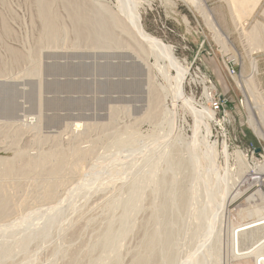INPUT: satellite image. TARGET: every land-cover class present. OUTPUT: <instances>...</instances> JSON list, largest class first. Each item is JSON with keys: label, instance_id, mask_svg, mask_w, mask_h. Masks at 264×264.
Listing matches in <instances>:
<instances>
[{"label": "rangeland", "instance_id": "374dc122", "mask_svg": "<svg viewBox=\"0 0 264 264\" xmlns=\"http://www.w3.org/2000/svg\"><path fill=\"white\" fill-rule=\"evenodd\" d=\"M134 1L139 4L144 30L171 45L174 55L187 67L183 90L194 99L196 107L210 108L211 97L221 96L225 100V121L224 112L215 113V120L210 122L209 143L216 142L220 152L222 143H227L233 173L238 167L237 151L247 168L261 166L264 139L248 124L246 96L237 81L240 75L250 74V56L256 59L259 74L252 81L256 92L263 94L256 102L264 105V50L251 52L253 47L264 46V37L259 32L249 41L243 35V27L247 31L255 22L264 25V0H195L202 5L207 19L186 0ZM36 2L0 0V170L7 159L17 162L20 153L40 159L64 151L69 161L72 151L80 148L76 151L85 152L91 148V155L82 174L85 176H71L64 170L63 185L67 188L60 186L58 190L64 195L61 197L58 191V197L51 204L40 198L37 178L43 175L14 180L0 176V186L7 184L8 188L3 187L13 202L19 199L28 202L26 209L22 207L17 213L10 210L11 214L0 220V264H131L143 253L148 236L162 228L175 232L171 242L172 264H183L206 220L207 213L202 206L206 204L204 199L207 200L200 177L202 167L194 164L192 157L193 153L203 155L205 148L194 142L198 135H193L192 113L182 105L183 100H173L171 76L176 72L165 73L162 67L166 63L154 55L139 56L129 41V45L117 43L127 41L123 34L118 37L119 31L115 30L109 39L101 38L100 42L104 43L98 46L79 39L64 0H53L51 8L58 14L59 30L54 42L48 43ZM85 2L90 11H99L96 15H105V18H109L108 9L118 10L117 0ZM235 5L236 12L232 9ZM10 49H16L23 57L19 63L12 60ZM204 84L209 97L204 95ZM154 96H159L157 106ZM166 107L173 111L175 118L168 136L164 134L168 129L167 117L163 114ZM179 131L184 139L178 144V152L169 153L174 150L170 146L166 152L161 148L149 155L150 149L169 142ZM190 143L193 148H189ZM216 157L215 165L224 169L226 163L221 153ZM77 177L81 181L74 182ZM262 177L259 183L250 181L224 208L225 214H234L224 216L220 224V264H240L245 259L255 264L257 258L264 259L259 253L264 243L256 245L255 233L250 227L252 219L264 222ZM241 178L231 190L241 184ZM14 181L19 182L16 185ZM89 181L91 185L87 184ZM19 183L24 186H19L21 190ZM82 184L86 191L78 190ZM179 197L183 198L181 208L177 205ZM171 203L176 206L170 208ZM161 206L165 207L163 215L159 214ZM45 209L50 213L48 216L44 214ZM247 211H252L254 217L242 218ZM29 214L34 218L21 223ZM233 225L238 228L236 232L228 228ZM233 234L238 235L237 242L232 243L229 239ZM247 245L251 247H248L249 253Z\"/></svg>", "mask_w": 264, "mask_h": 264}, {"label": "bare ground", "instance_id": "6f19581e", "mask_svg": "<svg viewBox=\"0 0 264 264\" xmlns=\"http://www.w3.org/2000/svg\"><path fill=\"white\" fill-rule=\"evenodd\" d=\"M186 1L189 4H191L198 12H201L202 15L207 19V14L205 12H203L202 5L199 2H197L195 0H186ZM35 2L37 4L36 6H38V9H39V11H38V15L39 16L38 17L40 18V20H42V23H43L42 26L44 28V32H43L44 33L43 34L44 38L46 39V41L48 43H53L54 39L57 38V36H56L57 34L56 33L59 30L58 29L59 28V26H58V21H59L58 19L59 18H57L58 14L56 15V13L54 12L55 10L54 9H53L54 11L52 10V8H53V6H52L53 0H35ZM82 2H80L79 0H64L65 7H66V9H68L69 13L71 14V18H72L71 21H73L74 33H76V36H78L79 39L81 38V39L88 40L92 44L98 46L99 43L100 44L104 43V42L103 43L100 42L101 38H103V39L108 38L109 39L110 36H113V34H115L114 33L115 30L119 31L120 35H119V33H116L118 35V37H120L123 34V35H125L124 36L125 38L127 37V41L120 40V38H119L120 41L117 42V43H119L120 45L121 44L122 45H129L128 44V41H129L132 44L131 49H133L132 47L136 48L138 52L137 51H135V52L138 53L139 56H143L144 57V55H146V56L154 55L156 59L164 61L166 63V65L164 67H162V70L165 73H168L169 70H172V71L174 70L176 72L173 77L171 76V80L174 82L173 83L174 85H173V88H172L173 89V98H174L173 100H175V101L177 99L183 100L182 105H184L185 108L189 109V111L192 113V116L194 117L193 135L200 136L199 132L200 131L201 132L204 131V133L202 132V136L200 138H198V136H197L196 140L193 139L194 142H196L197 144L201 143L202 145H204L205 150L202 153L203 155H199V154H194L193 153L192 157H193L194 164L199 163V164H197V166L202 167L201 171L198 169V167H197V169L201 172L200 173V175H201L200 177H201V181L202 182L201 181L200 182L205 185V190L206 191L204 192V194H206V196H204V197H206V200H207V201H205V199H204V202H206V204L204 203L203 206H202V210H206V213H207V215L205 216L206 220L204 222V225L201 227V232L198 233L199 235L197 236V238L193 242L191 250L188 252L186 260L183 262V264H220L221 263L220 262V254H219L220 251H221V244H220L221 243V238H220V234H221L220 233V228H221V226H220V224L222 223V219H223L224 216L228 215V216H226L228 218V217L232 216V214H234V213H232L230 215L229 212L228 213L226 212V214H225L224 213V211L226 209L225 207L227 206V204H229L231 201H233V199L240 193V190L242 188H245L246 185L251 184L250 181H255V182L259 183V181H261L263 179L262 176H264V163L261 166H258V167H248L247 168L244 165V163H243L244 160L242 159V154H240L239 151H237L235 153V155H236L235 159L238 161L237 162L238 163V167H237V170L235 171V173L232 172L233 169L231 171V169H230L231 167H229V160H230V156L231 155L229 153V149H228L227 143L226 142L222 143V145H221V148H222L221 150L222 151L220 152L218 150V146H217L216 142L209 143V141H208V136H210V131H211L210 122L212 120H215V112L213 110H211L210 108L205 107V106H202L201 108L200 107L197 108L194 99L192 97H189V96L185 95L184 90H183V83H184L186 75H187V71H188L187 67L184 66L177 59V57L174 55V52H173V49H172L171 45L163 43L160 39L150 35L148 32H146L144 30V28H143V26L141 24V17H140V13H139V10H138V5L139 4L137 2H135L134 0H117V2H116V3H118L117 12H113L114 10L110 11L108 8H106V10L108 9V13L110 14L109 15L107 13L109 15V18H105L104 17L105 15L104 16H99L98 15V14H100L99 11H97L99 13L96 15L97 12L94 13L93 11H90L91 9L89 10V7H88L89 5L87 6L86 2L84 3V0H82ZM236 2H237V0H236ZM235 6L236 7L232 6V9H233V11L235 10V12H236L237 5H235ZM248 6L249 5H247L246 8ZM244 11H245V9H244ZM248 12L249 11H247V13ZM120 14L122 16H120ZM108 15H106V16H108ZM263 15H264V9H263ZM5 31H7V30H5ZM5 31H4V33H5ZM243 31H244L243 35L245 37H247L248 40L249 39L251 40L252 38L257 37L259 32H260L261 35L263 34L262 36L264 37V25H262L261 23H258V22H255V24L252 25V28L250 30L245 31L244 27H243ZM59 34H61V33H59ZM121 39H123V38H121ZM256 43H257V41H256ZM254 45H256V44H254ZM257 46H258V44H257ZM136 49H133V51L136 50ZM258 49H263L264 50V46L253 47L251 49V52L253 50L257 51ZM9 53H10V56H11L12 60L15 63H19L21 61L20 58H23L18 53H16V49L15 50L14 49H10ZM0 70H1V68H0ZM258 74H259L258 63L256 62V59H254L253 57L250 56V74H248L247 76L246 75H244V76L240 75L239 81H237V84H238L239 88L241 89V91L246 96V107H247V112H248V124L252 128V130L255 132V134H257L259 137L264 139V130H263V126H262V122L264 121V105L258 104L256 102V99L258 101V99L260 98L259 96H262L263 94L260 93L261 91L258 92V90L256 92V88L254 87L255 85H254V83L252 81V78L255 79L256 75H258ZM168 78H166V80ZM201 81L204 83V80H201ZM204 95H205V97H209L208 96L209 95L208 94V89H207V86L205 84H204ZM158 97L159 96H154V98L152 97L155 105H156V103L158 104ZM172 112L173 111H171V109L169 107H168V109L166 107L163 110L164 116L167 117L166 118L167 123L166 122L165 123L168 125V129H167L168 131L166 130L167 132L166 131L164 132L165 136L166 135L168 136V134L170 135L171 134L170 132L172 131L171 130L172 129V124H173V120L175 119L173 117L174 114ZM164 120H165V118H164ZM263 125H264V123H263ZM78 127L79 126L76 125L75 129H78ZM162 131H164V130H162ZM176 131H178V130H176ZM179 133L175 134V135L173 134L175 137H171L169 142L164 143V144H160L161 146L157 145V147H155L153 150L149 148L150 149L149 155L152 152H154V151H156L158 149H161V148H164V149H162L163 150L162 152H166V150L170 146H173L174 150L172 152H169V153L175 154L176 152H178L179 151L178 144H180L182 142L181 140L184 139L182 137L180 131H179ZM161 137H159V138H161ZM11 142H13V141H11ZM145 144H143V146ZM190 147L193 148L191 143L189 145V148ZM79 149H76V150H79ZM76 150H74V151L71 150L73 153L71 152L70 153L71 155L69 154L70 155L69 156L70 157L69 161L67 159L66 154H64V151H61L59 153L55 152L54 156H50V155H48V153H45L48 156H45V157L40 158V159L38 157L35 158L34 156H33V158H32V156L30 158L29 157V155H30L29 153H28L29 155H27L28 157L27 156L24 157L23 156L24 154L22 155L19 152L22 156L20 157V154H19V156H18L19 158H18L17 162H14L16 159L13 161L12 160L13 158L12 159L10 158L11 160L7 159V163L4 164L5 167H3V170H0V176L2 178H4V177H12L13 180H14V178H19L20 179L22 176L23 177L24 176H29V177L33 176V177L36 178V176L39 177V175L40 176L43 175L44 177L43 176H42V178L40 177L43 180V182L41 181L40 178H39L40 180L37 178V180L40 183V184H38L39 185V190H41L40 198L42 200H44V202L47 201L48 204H49L51 201L54 202L55 198L58 197L57 196V192L59 191L58 189L60 188V186H62V188H63V186H65V185H63L64 184V182H63L64 170H66L67 171L66 173L70 174L71 176L72 175L73 176L79 175V177L83 174V171L86 170V168H87L86 162H88L87 158L90 157L89 154L91 152L90 151L91 148H90V150H87L85 152L76 151ZM141 150H142V148H141ZM158 151H160V150H158ZM195 151H196V149H195ZM21 152H22V150H21ZM219 153H221V155L223 156L224 161L226 163V167L224 169H222L223 171L220 170V167H222V166H219V168H218L217 165H215V158H217L216 156L219 155ZM146 155H148V154H146ZM0 160H1V158H0ZM203 161H205L204 164H201ZM200 164H201V166H200ZM129 165L130 164H128V166ZM218 165H219V163H218ZM91 166H93V165H91ZM93 167L92 168L90 167L89 169H94ZM118 173H121V172H118ZM82 176H85V175H82ZM240 176H242V178ZM73 178H76V177H73ZM89 178L90 177H88V179ZM239 178H241L240 179L241 184H238L239 186H237L236 189L231 190V188L233 187L234 183L236 181H239ZM31 179H33V178H31ZM31 179H30V181H32ZM79 179L80 180H78V177H77L78 181L76 180L74 182H79V181H81L82 178H79ZM96 179H99V178H96ZM28 180L29 179H27V181ZM73 180H75V179H73ZM73 180H72V182H71V180L69 182L74 183ZM91 181H89L87 184H89ZM14 182H16V185H17V182H19V181H14ZM20 182L24 183L25 181H20ZM65 182H66V180H65ZM7 183H9V182H7ZM82 183H83V181H82ZM22 184L18 185V187L19 186L20 187L23 186L25 183L23 185ZM68 184H70V183H68ZM66 185H67V183H66ZM89 185H91V183ZM3 186H5V184ZM3 186H0V220H1V222H2L3 219L6 218V215H9L8 213L11 214L10 210L16 211V213H17V211L20 210V208H22V207L24 208L26 206V204L28 203V202H26L27 201L26 199H19L18 201L16 200V201L13 202L12 201L13 199H11L12 197H10V195H9L10 193L8 194L7 193V189H5V187L8 188L7 184H6L5 187H3ZM35 186H36V190H37V185H35ZM84 186H85V184H82L81 186H79L78 190L80 191L81 189L84 188ZM87 186L88 185H86V187ZM20 187H19V189H20ZM65 187L67 188V186H65ZM23 188H24V186H23ZM60 190H61V188H60ZM83 190L86 191V189H83ZM242 190H245V189H242ZM79 191H78V193H79ZM61 192H63V191H61ZM70 193H72V192L69 191V194ZM73 193H74V190H73ZM11 194H13L12 196L15 195L14 193H11ZM58 194L59 195L61 194L60 191H59ZM62 195H64V194H61V197H62ZM70 195H69V197H70ZM259 196L263 198L262 194H259ZM30 197H29V199H30ZM71 197H70V199H71ZM75 197H77V195ZM180 197H181V195H180ZM180 199L181 200L177 201V202H180V203H177V205L181 208L182 207L181 204L183 203V201H182L183 198H180ZM56 200H58V199H56ZM72 201H73V199H72ZM48 204H46V205H48ZM208 205L211 206V207H208ZM174 206H176V205H174L172 203L169 205L170 208H172ZM161 207L163 208V206H161ZM24 209H26V208H24ZM47 209L49 210V207ZM53 210H55L54 207H53ZM57 210L58 209H56V211ZM31 211L32 210L30 209L29 212H31ZM44 211H46V209ZM18 212H20V211H18ZM55 212H53V215H54ZM155 212H156V210H155ZM33 213H31V216H32ZM43 213L44 212L42 211V214ZM47 213H48V211H46V213H44V214L46 215ZM58 213H60V212H58ZM156 213L158 214L159 212H156ZM163 213H165V207L162 209V211L160 210L159 214L163 215ZM37 214H39V213H37ZM42 214H39L38 216H40ZM49 214H47V216ZM233 216H235V215H233ZM248 216H250V217L253 216L254 217V213L252 211H247L246 214H244L242 218L248 217ZM30 218L31 217H30V214H29V218L25 217V219H27V220H25V221L22 220L21 223L28 222V220ZM33 218H31V220ZM227 218H226V221H227ZM169 219L170 218L167 219V222H169L168 221ZM36 221H37V219H36ZM239 221H240V218H239ZM3 222H5V221H3ZM170 223H172V221H170ZM170 223H167V224L169 225ZM234 224H236V223L234 222ZM21 225H25V224H21ZM250 225H251L250 227H251L252 231L255 233L254 241L257 242L256 245H258V242L261 243V241H263V243H264V222L261 221V219L259 220V219L256 218L254 220L252 219V222L250 223ZM4 226H6V225H4ZM169 226H171V224ZM250 227H248V228H250ZM228 228L230 230L234 231V232H236L238 230V228H236V226H234V225L231 228L228 226ZM170 229H167V230H170ZM239 229H240V227H239ZM167 230L162 228V229L158 230L156 233L153 232L152 235L148 236V238H147V240H146V242L144 244V248L145 249H143L144 250L143 253H140L138 255V257L131 264H172V244H171V242L173 240V234L175 232L173 233V231H172L173 229L171 230L172 232H169ZM244 231H245V229H244ZM0 232H2V231H0ZM4 233H5V231H4ZM235 234H233L231 239H229L232 243L234 241L237 242L236 238H237L238 234L237 235H235ZM197 239H199V240H197ZM247 239H249V238H247ZM231 242H230L229 246L232 245ZM238 242H239V240H238ZM263 243H261V245ZM247 244H250V243H247ZM248 247H250V246L247 245V248ZM250 249H251V247H250ZM250 249H249L248 253L250 252ZM230 250H232V249H230ZM243 250H247V249H243ZM257 253H258V251H257ZM259 253L264 257V245L260 246ZM235 254H236V252H235ZM234 257L237 258L236 255ZM239 258H238V260H239ZM238 260H236V261L238 262ZM255 261H256V262H254L255 264H264V259L262 257L257 258V260H255ZM231 263L233 264V262H230V264ZM235 264H239V263H235ZM240 264H252V263H251V261L248 262L245 259V261H243Z\"/></svg>", "mask_w": 264, "mask_h": 264}, {"label": "built area", "instance_id": "2783aa9c", "mask_svg": "<svg viewBox=\"0 0 264 264\" xmlns=\"http://www.w3.org/2000/svg\"><path fill=\"white\" fill-rule=\"evenodd\" d=\"M231 73L233 74L234 73V69L231 70ZM210 108L211 110H213L215 113L216 112H224V117H223V121H225V109H224V105H225V100L223 99V97H211L210 99ZM222 121V122H223Z\"/></svg>", "mask_w": 264, "mask_h": 264}, {"label": "crops", "instance_id": "0c3cea01", "mask_svg": "<svg viewBox=\"0 0 264 264\" xmlns=\"http://www.w3.org/2000/svg\"><path fill=\"white\" fill-rule=\"evenodd\" d=\"M262 83H264V80L262 79Z\"/></svg>", "mask_w": 264, "mask_h": 264}]
</instances>
